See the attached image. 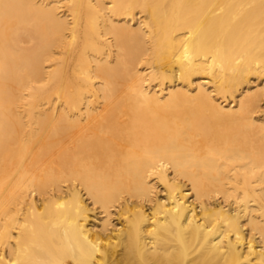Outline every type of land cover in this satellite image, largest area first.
Here are the masks:
<instances>
[{
  "label": "bare ground",
  "instance_id": "bare-ground-1",
  "mask_svg": "<svg viewBox=\"0 0 264 264\" xmlns=\"http://www.w3.org/2000/svg\"><path fill=\"white\" fill-rule=\"evenodd\" d=\"M0 264H264V0H0Z\"/></svg>",
  "mask_w": 264,
  "mask_h": 264
}]
</instances>
